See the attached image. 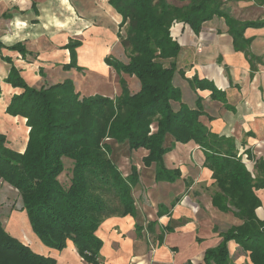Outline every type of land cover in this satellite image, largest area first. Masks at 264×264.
I'll return each instance as SVG.
<instances>
[{
    "label": "trees",
    "instance_id": "trees-1",
    "mask_svg": "<svg viewBox=\"0 0 264 264\" xmlns=\"http://www.w3.org/2000/svg\"><path fill=\"white\" fill-rule=\"evenodd\" d=\"M109 4L122 16L125 34L119 31L118 36L130 52L127 62L112 56L105 62L119 75L137 77L140 89L131 92L123 76L121 93L115 98L100 93L82 96L71 79L36 88L27 83L12 58L5 57L11 63L6 82L21 88L12 95L6 112L25 118L29 132L23 152L9 147L6 135L0 133V181L17 189L31 228L44 245L61 251L71 241L86 264H101L103 241L97 230L110 217L137 215L133 189L140 182L136 165L129 175L123 174L106 140L127 142L130 151L146 149L142 164H155V179L171 183L181 171L166 168L163 156L175 143L193 140L203 149L204 166L217 184L213 205L243 221L220 234V244L206 250L205 264H230L231 240L248 252L251 264H264V220L256 214L261 206L256 190L264 188V158L246 152L255 160L252 173L234 139L211 132L200 120V101L194 109L181 101L173 83L181 46L171 33L178 22L199 33L206 21L219 16L225 18L234 39L244 41V28L264 22L237 21L223 0H109ZM81 45V40L70 39L64 46L70 62L63 68L84 70L77 64L76 49ZM238 47L249 55L247 41ZM9 48L23 55L28 52L21 43ZM190 82L226 102L225 92L207 79L195 75ZM173 102H179L178 108ZM169 137L173 140L167 145ZM65 159L72 162L68 185L60 180ZM0 264H56V260L34 252L0 221Z\"/></svg>",
    "mask_w": 264,
    "mask_h": 264
},
{
    "label": "crops",
    "instance_id": "crops-1",
    "mask_svg": "<svg viewBox=\"0 0 264 264\" xmlns=\"http://www.w3.org/2000/svg\"><path fill=\"white\" fill-rule=\"evenodd\" d=\"M223 1L237 21L264 22V0ZM121 21L122 16L109 0H0V133L6 135L9 147L23 152L29 127L25 118L6 112L12 95L21 88L6 82L11 63L5 57L12 58L30 85L57 83L53 70L70 62V51L64 46L70 39H79L82 45L76 49L77 64L85 67L84 72L91 73L98 83H105L112 74L115 81L110 83L115 87L109 96L115 98L120 94V81L105 58L114 54L123 57L118 36ZM228 29L225 18L219 16L206 21L199 33L187 24L176 23L171 33L181 48L175 59L177 73L173 83L180 91L181 101L190 108H197L200 101V120L211 132L234 139L244 162L247 153L255 159L264 158V25L244 28V41L234 39ZM246 41L249 55L245 49L237 48ZM16 43L23 44L28 52L23 55L9 48ZM165 64L169 65V61ZM195 75L224 91L226 102L211 98L209 89H195L190 82ZM121 76L128 79L129 75ZM139 89L136 81L131 91ZM173 106L178 108L179 102H173ZM172 140L167 138V145ZM141 150L147 154L146 149ZM163 161L168 169L179 168L181 177L171 183L148 176L150 187L144 196L134 195L137 215L113 216L100 225L97 235L103 241L101 264H205L206 250L222 241L220 234L229 229V212H221L212 204V193L208 191L215 188L214 180L212 171L204 166L203 149L193 140L177 142ZM256 193L261 200L256 214L264 220V188ZM0 209L3 210L1 204ZM24 213L23 210L21 214ZM2 217L1 213L0 221L6 230L34 252L53 257L56 264H86L71 241L61 251L51 249L19 213L5 223ZM151 221L156 223L151 225ZM239 246L233 240L228 242L230 256L232 249L236 251ZM244 252L235 264H251L248 252Z\"/></svg>",
    "mask_w": 264,
    "mask_h": 264
},
{
    "label": "rangeland",
    "instance_id": "rangeland-1",
    "mask_svg": "<svg viewBox=\"0 0 264 264\" xmlns=\"http://www.w3.org/2000/svg\"><path fill=\"white\" fill-rule=\"evenodd\" d=\"M120 34L124 36V34H125L124 27L120 28ZM119 40L121 41L120 37H119ZM123 50H124V52H123ZM120 51H121V54L123 57H117L116 54H114L112 57L118 58L119 60H121L123 62H127L125 60H126V57L127 58L129 57L130 51L128 49H126L124 46H123V48L122 47L120 48ZM86 69H88V68H86ZM53 71H54V73L52 76H55V78H57L58 82H62L66 79H71L72 82L74 83L75 90L77 92H80V94L82 96H88V95L97 94V93L106 94L108 96H109V94H113L112 93L114 91L113 87H115V85H114V83H110V82L115 81V78L112 74H109V76H108L109 79H107V80H105L106 76H104V80L106 81L105 83H104V81H103V83H98V81L95 80L96 77L92 76L91 73L84 72V70H83V72H80L74 67L73 68H66V69L61 67V68H56ZM98 72L101 73L100 71H98ZM64 73L66 75H64ZM116 74L118 75V83H119V78L121 77V75H119L118 73H116ZM63 76H65V77L63 78ZM127 77H128V79H126L127 86L129 88V90L131 91L134 88L135 82L136 81H138V83H140V82H139V79L135 76L129 75ZM51 84H54V83H44L43 85L47 86V85H51ZM119 85H120V83H119ZM119 85H118V88L120 89ZM30 86H33V85H30ZM33 87L38 88L37 86H33ZM119 89H117V90H119ZM119 92L121 93V90ZM131 92H133V91H131ZM106 141L112 148L111 158L119 166L120 170L123 172V174L125 176L130 174L131 167L133 164L136 165V163L140 162L139 166L136 165V167H137L139 175H140V179H141L140 181H144L146 183L140 182V184L137 185L138 189L133 193L135 196L141 195V197H143L144 192L147 190V187H150V186H148L150 184H148L147 181H150L151 178L148 176H151L152 178H154V180H156L155 179V164H153L150 167H146L144 164H142L141 163L142 155H144L143 150L138 149L137 151H130L127 142L119 144L116 141L111 140V139H107ZM252 161L254 162L255 160L253 159ZM252 161L244 156L245 164L249 167V170L253 173L254 168H253V162ZM71 165H72L71 160L65 159L66 169L60 176L61 182H63L65 185L69 184V178L71 176V173H70ZM8 185H9L8 183L0 181V204H1V206H3V210L0 209V214L1 213L3 214V217H2L3 220L2 221L4 223H5V221L6 222L9 221V219H11L14 215H17V213H19L20 217H24V219L26 221H27V219L29 221L27 213L23 209L22 199H21L17 189L12 187L11 185H9V186ZM213 187H215V188L212 190V192L211 191H208V192L213 194L217 190V184L215 183V180L213 182ZM140 188H142V189L140 190ZM197 189H198V191H200L199 188H197ZM212 204H213V202H212ZM23 210L25 211V213L21 214L23 212ZM221 212H223V211H221ZM225 213H228V212H225ZM242 222L243 221L239 217L235 216L232 212H229V227L231 225H240V224H242ZM29 224H30V221H29ZM239 254L245 255V252L243 251L241 246H239L238 250H236V251L232 249L230 264H235L234 262L237 259Z\"/></svg>",
    "mask_w": 264,
    "mask_h": 264
},
{
    "label": "bare ground",
    "instance_id": "bare-ground-1",
    "mask_svg": "<svg viewBox=\"0 0 264 264\" xmlns=\"http://www.w3.org/2000/svg\"><path fill=\"white\" fill-rule=\"evenodd\" d=\"M203 247V246H202Z\"/></svg>",
    "mask_w": 264,
    "mask_h": 264
}]
</instances>
